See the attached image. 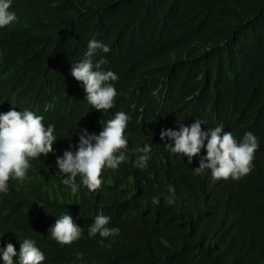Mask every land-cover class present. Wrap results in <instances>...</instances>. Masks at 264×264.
I'll use <instances>...</instances> for the list:
<instances>
[{
	"label": "trees",
	"instance_id": "1",
	"mask_svg": "<svg viewBox=\"0 0 264 264\" xmlns=\"http://www.w3.org/2000/svg\"><path fill=\"white\" fill-rule=\"evenodd\" d=\"M10 10L18 19L0 28V114L33 111L55 126L57 141L0 193V248L12 243L19 254L35 240L42 264H264V0H12ZM92 39L110 48L94 63L103 58L102 70L118 76L104 112L71 74ZM119 112L130 117L126 160L104 169L96 191L78 175L73 193L57 158ZM197 119L203 131L223 125L238 143L247 132L257 137L248 175L196 174L207 141L191 160L165 147L174 142L161 140L162 130ZM65 214L83 229L71 245L50 237ZM97 215L120 234L90 238Z\"/></svg>",
	"mask_w": 264,
	"mask_h": 264
},
{
	"label": "clouds",
	"instance_id": "2",
	"mask_svg": "<svg viewBox=\"0 0 264 264\" xmlns=\"http://www.w3.org/2000/svg\"><path fill=\"white\" fill-rule=\"evenodd\" d=\"M11 4L12 0H0V28L10 26L18 19L16 13L10 10ZM98 50L110 52V48L103 42L90 40L85 58L74 64L71 74L85 86L87 103L95 110L104 112L114 107L118 93L111 82L118 80V76L113 71L102 70L107 62L103 58L94 63L93 57ZM129 119L127 114L119 112L107 122L99 135L83 130L77 150L65 151L63 158H57L59 173L65 177L62 182L70 186L73 193L80 187L76 182L78 175L82 177L83 186L96 191L103 184L101 177L104 169H117L126 160L128 139L125 132ZM43 121V116L30 110L16 111L13 108L0 114V193L8 191L11 178H26L27 171L31 168V159L41 155L47 157L53 152V145L57 141L55 126L46 127ZM203 123L197 119L191 126L181 124L178 131L162 130L160 139L174 142L166 143L165 147L173 153L187 156L189 160L201 153L207 141V155L194 170L196 174L210 169L215 180H239L248 175L252 171L255 153L259 148L257 137L247 132L242 142L238 143L231 132L224 131L223 125L203 131ZM137 151L143 155L138 157L136 164L143 168L150 159L151 146L146 144ZM109 224L110 217L97 215L94 224L88 228L89 237L93 238L97 234L102 238L119 235L120 229L109 227ZM50 232V237L59 244L71 245L81 238L83 229L71 215L65 214L56 220ZM17 255L20 264H42L46 259L36 246V241L31 239H25L21 243L19 254L12 243L0 248V258L4 264H14V257ZM77 259H82V254H77Z\"/></svg>",
	"mask_w": 264,
	"mask_h": 264
}]
</instances>
